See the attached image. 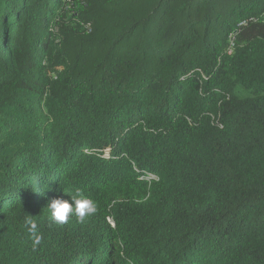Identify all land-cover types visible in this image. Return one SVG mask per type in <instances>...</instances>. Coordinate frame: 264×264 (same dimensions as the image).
<instances>
[{
	"label": "trees",
	"instance_id": "16d2710c",
	"mask_svg": "<svg viewBox=\"0 0 264 264\" xmlns=\"http://www.w3.org/2000/svg\"><path fill=\"white\" fill-rule=\"evenodd\" d=\"M263 15L0 0V264H264ZM75 188L97 211L53 222Z\"/></svg>",
	"mask_w": 264,
	"mask_h": 264
},
{
	"label": "clouds",
	"instance_id": "9594fccd",
	"mask_svg": "<svg viewBox=\"0 0 264 264\" xmlns=\"http://www.w3.org/2000/svg\"><path fill=\"white\" fill-rule=\"evenodd\" d=\"M69 199L61 197L53 198L49 201L47 210L50 214V219L59 224L67 223L71 216H76L80 221H83L86 216L95 214L97 211L96 202L85 195L79 188H75L66 192ZM30 226L29 231L33 238L34 245L39 244L42 237L38 233L37 225L31 221H26Z\"/></svg>",
	"mask_w": 264,
	"mask_h": 264
},
{
	"label": "built area",
	"instance_id": "2783aa9c",
	"mask_svg": "<svg viewBox=\"0 0 264 264\" xmlns=\"http://www.w3.org/2000/svg\"><path fill=\"white\" fill-rule=\"evenodd\" d=\"M253 20H254V18H251L248 21H242V22H240L238 24V28L245 27L249 22H251ZM262 22L264 23V15L262 16ZM235 33H233L232 36H231V38H230L229 47H228V49L226 51L227 55H231L232 52H233V48H234V38H233V36L235 35Z\"/></svg>",
	"mask_w": 264,
	"mask_h": 264
},
{
	"label": "rangeland",
	"instance_id": "374dc122",
	"mask_svg": "<svg viewBox=\"0 0 264 264\" xmlns=\"http://www.w3.org/2000/svg\"><path fill=\"white\" fill-rule=\"evenodd\" d=\"M109 151H110V149H106V150H105V152H106V155H108V154H109Z\"/></svg>",
	"mask_w": 264,
	"mask_h": 264
}]
</instances>
